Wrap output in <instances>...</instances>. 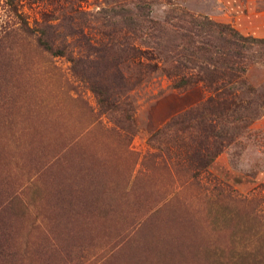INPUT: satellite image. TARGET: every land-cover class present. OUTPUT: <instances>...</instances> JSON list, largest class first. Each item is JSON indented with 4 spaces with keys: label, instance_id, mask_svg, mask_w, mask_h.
<instances>
[{
    "label": "rangeland",
    "instance_id": "1",
    "mask_svg": "<svg viewBox=\"0 0 264 264\" xmlns=\"http://www.w3.org/2000/svg\"><path fill=\"white\" fill-rule=\"evenodd\" d=\"M150 1L163 19V0ZM110 2L16 0V15L0 0V264H264V54L245 76L256 93L245 99L249 126L199 170L187 157L194 135L166 127L203 105L202 84L173 89L148 69L161 56L130 55L118 66L124 105L104 112L67 58L19 28V15L30 26L73 17L105 39ZM180 6L264 40V0ZM53 37L74 58L85 51L64 28Z\"/></svg>",
    "mask_w": 264,
    "mask_h": 264
},
{
    "label": "trees",
    "instance_id": "2",
    "mask_svg": "<svg viewBox=\"0 0 264 264\" xmlns=\"http://www.w3.org/2000/svg\"><path fill=\"white\" fill-rule=\"evenodd\" d=\"M6 2L17 15L16 0ZM182 2L163 0L161 4L168 9L163 19H157L152 17L150 0H111L110 9L104 12L109 13L101 24L106 38L100 40L89 39L74 24L73 17L70 24L64 17L58 25L49 24L45 18L30 26L19 15V28L27 35H36L37 43L54 57L67 58L73 73L89 83L104 112H115L124 105L119 90L125 88L127 78L118 66L131 60L130 55L134 60L149 51L155 57L161 56V61L147 64L148 69L172 79L173 89L202 84L210 94L203 105L186 111L166 128L194 135L196 143L190 145L188 160H195L199 170H206L222 152V142L240 132V125L249 126L251 114L247 112L251 102L245 99L256 93L247 85L245 76L249 66L263 57L264 40L245 36L229 24L193 15L180 6ZM59 28L67 30L69 37H81L85 51L74 58L67 46H55L53 33ZM128 35L137 38L127 39ZM130 39L131 42L138 39L140 44L133 45ZM126 115L125 120L132 121ZM160 134H154V139Z\"/></svg>",
    "mask_w": 264,
    "mask_h": 264
}]
</instances>
